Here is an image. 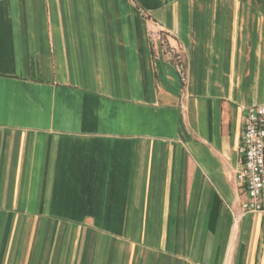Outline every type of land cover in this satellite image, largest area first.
<instances>
[{
  "label": "crops",
  "instance_id": "1",
  "mask_svg": "<svg viewBox=\"0 0 264 264\" xmlns=\"http://www.w3.org/2000/svg\"><path fill=\"white\" fill-rule=\"evenodd\" d=\"M257 105L264 0H0V264H264Z\"/></svg>",
  "mask_w": 264,
  "mask_h": 264
},
{
  "label": "built area",
  "instance_id": "2",
  "mask_svg": "<svg viewBox=\"0 0 264 264\" xmlns=\"http://www.w3.org/2000/svg\"><path fill=\"white\" fill-rule=\"evenodd\" d=\"M150 37L162 45L167 60L180 75L182 83L186 84L188 77L182 49L173 46L167 33L158 25ZM238 155L240 170L237 180L247 196L241 210L243 213L264 214V105L247 109Z\"/></svg>",
  "mask_w": 264,
  "mask_h": 264
}]
</instances>
